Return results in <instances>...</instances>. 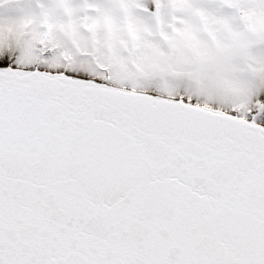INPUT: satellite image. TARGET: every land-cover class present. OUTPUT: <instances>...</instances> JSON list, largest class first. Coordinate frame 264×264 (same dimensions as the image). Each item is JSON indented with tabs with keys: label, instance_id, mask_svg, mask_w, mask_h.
Listing matches in <instances>:
<instances>
[{
	"label": "snow or ice",
	"instance_id": "snow-or-ice-1",
	"mask_svg": "<svg viewBox=\"0 0 264 264\" xmlns=\"http://www.w3.org/2000/svg\"><path fill=\"white\" fill-rule=\"evenodd\" d=\"M0 264H264V0H0Z\"/></svg>",
	"mask_w": 264,
	"mask_h": 264
}]
</instances>
